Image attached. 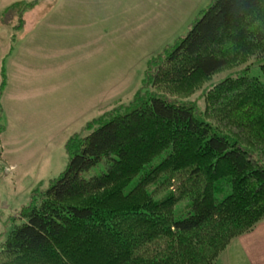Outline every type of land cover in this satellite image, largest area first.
Instances as JSON below:
<instances>
[{
	"label": "trees",
	"instance_id": "trees-1",
	"mask_svg": "<svg viewBox=\"0 0 264 264\" xmlns=\"http://www.w3.org/2000/svg\"><path fill=\"white\" fill-rule=\"evenodd\" d=\"M37 3L9 9L23 22ZM22 25L12 24V40ZM254 58L261 77L243 72L206 89L204 112L174 100ZM149 63L157 91L141 89L68 140L66 169L22 210L0 264H217L264 223V0H215ZM1 74L0 98L5 63Z\"/></svg>",
	"mask_w": 264,
	"mask_h": 264
},
{
	"label": "rangeland",
	"instance_id": "rangeland-1",
	"mask_svg": "<svg viewBox=\"0 0 264 264\" xmlns=\"http://www.w3.org/2000/svg\"><path fill=\"white\" fill-rule=\"evenodd\" d=\"M19 1L34 0H0V90L2 63L8 74L0 98V127H7L0 134V243L25 222L22 210L66 169L68 140L129 107L141 89L157 91L149 83V62L186 37L215 0H37L23 22L9 9ZM12 21L23 24L15 40ZM258 62L231 67L174 100L202 113L206 89L243 72L261 77ZM105 171L102 163L87 178Z\"/></svg>",
	"mask_w": 264,
	"mask_h": 264
},
{
	"label": "crops",
	"instance_id": "crops-1",
	"mask_svg": "<svg viewBox=\"0 0 264 264\" xmlns=\"http://www.w3.org/2000/svg\"><path fill=\"white\" fill-rule=\"evenodd\" d=\"M232 259L235 264H264V223L251 235L231 245L221 264H231Z\"/></svg>",
	"mask_w": 264,
	"mask_h": 264
}]
</instances>
